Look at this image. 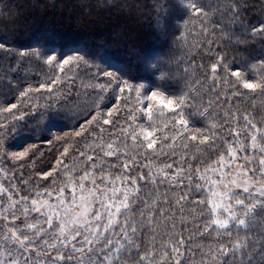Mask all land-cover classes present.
<instances>
[{"label":"snow or ice","instance_id":"1","mask_svg":"<svg viewBox=\"0 0 264 264\" xmlns=\"http://www.w3.org/2000/svg\"><path fill=\"white\" fill-rule=\"evenodd\" d=\"M247 6L157 3L179 23L144 75L80 49L19 53L49 71L0 79V264H264V51L244 47L264 21ZM30 124L56 155L18 180L42 156Z\"/></svg>","mask_w":264,"mask_h":264},{"label":"trees","instance_id":"2","mask_svg":"<svg viewBox=\"0 0 264 264\" xmlns=\"http://www.w3.org/2000/svg\"><path fill=\"white\" fill-rule=\"evenodd\" d=\"M172 0H0V43L5 49H0V79L6 84L9 79L32 77L41 78L38 73L48 72L47 66L37 65L34 58L21 60L19 53L28 52L37 47L70 53L73 49L87 51L96 63L108 60L114 65H120L132 76L144 75L143 57L164 55L171 43V31L179 23L175 14L166 19L158 12L157 3L168 4ZM248 6L243 20L259 26L264 21V0H241ZM158 17L160 19L158 20ZM167 29V38L163 30ZM248 45L250 55L264 51V44L256 38ZM191 43V39H189ZM196 49H193L195 53ZM233 52L231 47L228 48ZM238 57L243 53L236 51ZM197 58V63H199ZM23 63V67H21ZM101 66H104L101 64ZM94 71V69H93ZM7 73L8 75H5ZM82 79L87 80L86 74ZM79 84V80L77 81ZM4 89L0 87V91ZM257 117L261 115L259 103L256 106ZM196 119V117H194ZM61 118L55 121L56 127L45 131L51 135L63 126ZM45 121H40V129ZM34 125H29L22 132L41 147L34 162H29L23 170L16 172L18 180H26L34 176L37 169L45 168L53 161L56 153L50 146L41 144L37 137L40 130L32 131ZM67 130V129H65Z\"/></svg>","mask_w":264,"mask_h":264}]
</instances>
